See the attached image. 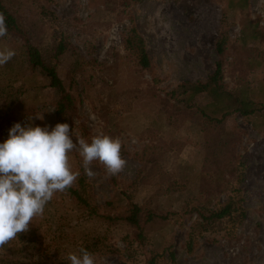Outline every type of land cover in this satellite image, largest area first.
Here are the masks:
<instances>
[{"label":"rangeland","instance_id":"1","mask_svg":"<svg viewBox=\"0 0 264 264\" xmlns=\"http://www.w3.org/2000/svg\"><path fill=\"white\" fill-rule=\"evenodd\" d=\"M0 2L22 31L0 37V50L15 52L0 66V143L14 123L43 113L34 125L68 123L88 142L101 132L119 138L127 162L116 176L94 162L89 178L70 153L80 172L72 186L90 206L57 192L44 215L0 249V264H71L68 254L81 247L96 264H264V0L236 13L227 0ZM253 25L256 39L246 36ZM133 29L150 67L131 43ZM27 40L65 92L30 62ZM220 59L225 89L253 91L262 105L255 114L233 111L216 122L208 117L217 115L207 108L210 95L188 99L185 90L207 81ZM66 94L72 105L58 116ZM131 202L142 209L141 238L125 219ZM228 204L229 214L210 216Z\"/></svg>","mask_w":264,"mask_h":264},{"label":"clouds","instance_id":"2","mask_svg":"<svg viewBox=\"0 0 264 264\" xmlns=\"http://www.w3.org/2000/svg\"><path fill=\"white\" fill-rule=\"evenodd\" d=\"M7 34L5 18L0 14V37ZM14 55L11 49L0 50V66ZM34 120L43 121V113L29 115L23 126L14 123L8 138L0 143V249L18 239L19 233H26L30 222L44 215L54 195L78 179L80 172L72 170L70 153L82 158L81 166L89 178L96 175L94 162L103 165L110 176L126 167L119 138L101 132L88 142L70 132L68 123H57L50 129L48 125H34ZM67 258L71 264H96L94 255L83 247L79 254L69 253Z\"/></svg>","mask_w":264,"mask_h":264},{"label":"trees","instance_id":"3","mask_svg":"<svg viewBox=\"0 0 264 264\" xmlns=\"http://www.w3.org/2000/svg\"><path fill=\"white\" fill-rule=\"evenodd\" d=\"M250 0H227V9L233 13L236 11H244L249 8ZM0 12L4 15L5 23L7 29L14 31L16 33H21V29L17 24L16 19L14 16L7 11L0 2ZM250 23L248 22V25ZM252 25V24H251ZM247 28V24L243 20L242 22V29ZM135 32V38L132 39L131 43L139 46V53H140V63L144 67H150V59L145 49V43L142 36L137 34L136 30L133 29ZM259 29L253 25V33L252 35L246 34L249 38H257V32ZM227 37L222 33L221 38L218 39L216 43V48L220 56L225 54V43ZM27 52L29 54V60L34 66H38L49 78H50V85L52 87H57L61 91L65 92V86L60 78L57 70L53 66H49L46 64L42 58V54L40 53L39 49L33 46L28 40L26 43ZM63 45H60V51L63 49ZM223 79V72H222V60L220 59L217 62V69L214 73H212L207 81H198L196 83L191 84L188 89L189 90V97L188 99L191 101L195 97H197L201 93H207L212 97L211 101L208 103L207 108L213 111V113L217 115H208L209 119L214 120L216 122H221L227 116L231 115L233 111H238L241 114L247 116L255 114L261 108V103L257 102L253 98V91H249V89L231 91L225 89V84L222 82ZM67 102H61L58 108V116L62 114L67 105H72V98L69 94H66ZM70 193L86 206H90L89 202L86 197L83 196V193L78 188H74L71 186L67 189ZM92 213H96V209L94 207H90ZM141 207L136 203L131 202L129 206V213L126 215L125 219L128 220L132 225H134L138 229V237H143V227L141 225ZM231 212V204L226 205L219 211L213 212L210 216L212 218H222L225 215ZM110 219H115L116 217L108 216ZM154 218L153 213H148L147 220H152ZM4 264H19L16 261H12L10 259H5Z\"/></svg>","mask_w":264,"mask_h":264}]
</instances>
